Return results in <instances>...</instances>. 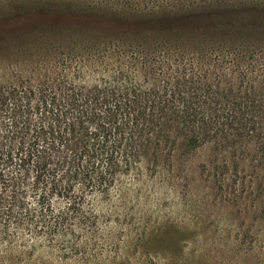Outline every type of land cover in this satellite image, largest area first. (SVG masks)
Instances as JSON below:
<instances>
[{
  "label": "rangeland",
  "instance_id": "1",
  "mask_svg": "<svg viewBox=\"0 0 264 264\" xmlns=\"http://www.w3.org/2000/svg\"><path fill=\"white\" fill-rule=\"evenodd\" d=\"M76 5L0 0V85L62 92L69 78L121 86L125 76L147 110L210 114L230 101L215 103L216 92L255 94L264 111V0H161L151 11L124 2L115 14ZM214 122L194 147L183 130L151 136L109 195L90 196L97 226L78 235L27 234L2 201L0 264H264L261 138ZM8 128L0 117V144Z\"/></svg>",
  "mask_w": 264,
  "mask_h": 264
},
{
  "label": "trees",
  "instance_id": "2",
  "mask_svg": "<svg viewBox=\"0 0 264 264\" xmlns=\"http://www.w3.org/2000/svg\"><path fill=\"white\" fill-rule=\"evenodd\" d=\"M160 1L42 3L59 8L78 3L76 6L90 9H111L115 14L121 13L118 4L124 2L132 10L151 11ZM120 79L121 86L105 80L79 84L69 78L62 92L46 82L33 88L0 85V117L9 122V140L0 144V203L7 201L2 209L5 219L12 217L27 234L47 235L49 240L97 226V216L88 207L90 196L109 195L117 177L132 172L148 153L151 136L162 138L171 129L183 130L186 145L194 147L199 130L214 120L215 129L244 131L248 137L261 138L258 146L264 149L260 127L264 111L258 110L255 94L215 92V103L230 101L226 109L210 114L154 109L155 105L147 110L133 91L132 78L120 76L115 82ZM210 87L205 83L204 92ZM10 223L4 220L3 232L8 233ZM72 250V243L64 247L65 253Z\"/></svg>",
  "mask_w": 264,
  "mask_h": 264
}]
</instances>
